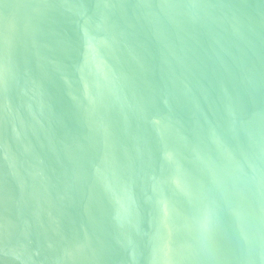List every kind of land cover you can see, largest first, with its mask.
Wrapping results in <instances>:
<instances>
[{
    "label": "water",
    "instance_id": "obj_1",
    "mask_svg": "<svg viewBox=\"0 0 264 264\" xmlns=\"http://www.w3.org/2000/svg\"><path fill=\"white\" fill-rule=\"evenodd\" d=\"M0 264H264V0H0Z\"/></svg>",
    "mask_w": 264,
    "mask_h": 264
}]
</instances>
